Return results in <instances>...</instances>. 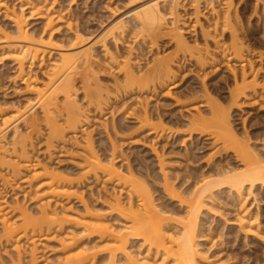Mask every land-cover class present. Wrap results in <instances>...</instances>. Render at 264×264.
Segmentation results:
<instances>
[{
    "label": "bare ground",
    "instance_id": "obj_1",
    "mask_svg": "<svg viewBox=\"0 0 264 264\" xmlns=\"http://www.w3.org/2000/svg\"><path fill=\"white\" fill-rule=\"evenodd\" d=\"M202 1L204 3L210 2L207 4H213L214 0H149L129 9L107 28L92 45L75 51H68L59 47L58 41L53 34L54 18L50 12L52 11L50 6L46 3L48 2L47 0H38L34 5L30 3V5L28 4L29 6L20 7L19 10H11L12 12L9 16L14 22V27L10 29V32L0 29L2 38H4L0 50H3L4 54L1 53L2 51L0 53L17 63L19 76L23 77L27 62L32 64L33 61L42 60L43 64L46 56L49 58L55 57L47 67L46 78L42 79L37 75L27 77L25 75L23 77L24 82H26L27 92L31 93L32 98L18 103L15 107H10L11 109L5 108V106L3 107L0 104V169L5 172V174H0L1 187L5 188L9 183L8 179L14 176L16 178V175L28 172L31 167L35 168L32 179L42 178L43 185L46 186V191L41 195L46 196V198L36 204L37 210L34 211L24 204H19L18 201L11 205L6 199L2 198V200L0 198V212L3 211L5 213H0L1 215L4 214L1 221L0 243L4 241L12 244L14 240L15 244L13 246L16 248L14 249L20 251L19 240L27 239L32 244L30 263L28 264L38 263L36 256L37 243L47 238L48 236L46 235L52 231H60L59 234H61V231L65 229V225L69 223H73L76 227H81L82 232L76 234L74 230H65L66 232L64 231L61 234L60 244L64 250V255L58 260L57 264H96L99 259L102 260L99 264H116L118 261L120 264H162L164 261L167 264H222L217 257L218 255L216 253L214 255L210 247H204L203 242L207 241L209 234L207 231L210 232L211 230L210 228H205L206 215L212 216L216 214L217 207L220 205L219 202L223 199L229 201L232 208H239L235 215L236 226L244 234L245 238L253 236L262 244L264 243V229L260 226L259 213L258 211L257 213L251 212L249 205L246 203L256 190L258 192L264 190V138L263 143L260 144L261 148L259 145H255L256 143H252V145L251 138L248 137L245 127L243 129L246 136L239 133L236 128L238 124H235L236 118L234 119V116H238L240 119L244 116L241 117V114L236 112L243 111L244 106L261 105L259 109L264 110V92L260 93L264 89V83L260 82L263 86L261 87L260 85L259 87L258 84L260 83L256 80L257 75L259 76L258 73L264 69V66L260 65L257 67L253 65L257 60L261 63L264 59V52L261 51L263 50L262 48L261 50L253 48V45L248 43L250 40H245L251 32L245 29L244 26L246 25L242 24V18L238 14L239 11H236L238 6H233V0L224 2L225 10L222 9V14L218 13L217 9V11L214 9L218 14L215 13L210 23L205 20L207 25H201L202 22H200V4ZM43 2L45 4L40 6ZM182 2H190L194 7L193 17L195 19H193L195 21L193 22L192 20L194 24L192 22L190 24L195 27L197 26L196 24L198 26L201 25L199 26V33H201L200 35H202L204 41L203 44L201 43L202 45L200 43L199 45L198 43L191 45L185 36L184 30L187 31L188 25L177 15ZM28 7L30 14L37 15V18L44 19L46 17L47 25L41 34L30 32L25 24L26 15L24 10ZM9 8L7 9L9 10ZM213 8L215 7L212 6ZM206 19H209V17ZM168 20H171V24ZM184 24L187 26L186 28ZM68 25L71 29L70 31H72L71 24ZM11 33H15L16 36L12 37ZM227 33L229 34V39L225 41L223 35L225 36ZM130 34H135L133 35L134 38L139 34L149 48H153L158 43L159 37L169 35L170 40H173L176 44L174 46H177V52L175 50L173 53L168 52L163 55H160L159 52L155 53V55L152 54L151 59H147V62L145 61V67H142L143 65H139V56L133 57L131 48L125 53H119L108 45L109 41H114L115 45L116 41ZM73 35L75 44H80L85 40V34L80 29H77ZM218 36L222 37L224 41L219 39ZM96 47L101 48L105 59L108 60V65L110 64L109 66L112 68L115 67L118 75L120 73V77L115 78V80L112 79L114 80L113 90L118 95L132 94L133 97L136 95L134 93L137 92L138 97L148 93V95L142 96V99H144L141 101L137 98L138 104H140V108H138L141 113L139 114V110L134 109V111L138 112V115H136L137 112L135 111L137 119H134L137 120L135 122H138L140 130L149 128L148 134L154 135L152 137L149 136L152 140L158 139L160 133L166 129L163 127L165 126L163 122L161 120H157V122L153 114L148 111L149 108H147L148 104L145 102V97L149 96L151 92L155 93V90L160 89L164 84L167 85L174 77L177 67L180 69L182 63H179L181 59L178 61L180 52L182 60L189 56L188 58L196 66H199L200 70L206 68L205 65L209 66L207 64H217L220 59L230 63L234 62V66L233 64L226 65L230 69L228 71H231L234 81V85L232 84L233 88L230 90V87H228L230 90L229 97L224 99L212 97L211 90L209 91L206 83H203L201 85L202 89L198 90L202 91V95L198 96L200 94L198 91L194 94L201 101L199 107H202V109L207 107L208 111L206 114L209 115L210 113V115L203 114V112L199 111L201 108H198L197 114L195 112L196 116L192 114V119L188 120L191 130L188 125L187 128L190 132L188 133L190 135L189 138H192L195 133L201 136L204 135L208 139L211 138L210 142L213 141V143L218 144H213L217 147L215 148L216 152L217 150H224L226 153H232L235 163L230 164L233 161L232 158L230 162L226 160L228 163L225 162V164L218 160L210 164V161L212 162L210 160L207 162L208 164L206 163L207 168L203 166L204 169H202L203 167L201 168L198 165L202 170H199V167H195L196 170L193 168L194 171H190L191 174L186 172L187 175L183 171L178 172V174L182 172L181 174L184 176V179H181L184 181L181 182L182 186L185 184L180 192L170 182L172 172L170 171L171 174L167 175L168 172L166 171L167 174H163L164 184L162 191L163 193H168L167 198L170 195L172 201L170 200V203L163 201V204H157L147 182L136 175L137 169L128 162L129 158L127 156H123L128 154L117 150L119 145L118 142L114 143L116 142L113 139L114 135H118L121 132H119V130H122L121 125H123V128L125 127L123 122L121 125H116L113 120L112 129L110 128L114 132V134L112 132L113 138L109 135L108 125L105 126L110 136V144L108 142L105 144L106 146L103 145L105 146L104 150L102 149L103 146H100L104 152L99 153L101 149H97L99 146L96 147L95 140L91 137L90 132L86 133L82 142L78 141V143L73 144L80 151V159L83 164L81 166L82 174L81 176L79 175V179L76 178L77 182H75L76 179L73 180V178L66 176L64 173L58 172V170L48 164H41L40 161L35 162V157L30 156L29 148L32 145L31 136L33 133L36 134L34 136H37V133H40L45 128L47 131L45 132V139L49 149L50 146H55L56 143L65 141V136L69 132L86 131L85 126L89 123L90 115L76 97L78 83H81L85 90L87 109L94 107V110H99L100 114L102 106L111 98L110 92H113L112 88V91L106 89L108 88L107 84H101L96 75L89 73L91 67L98 64L97 58L99 54ZM236 62L239 63L238 66L235 65ZM177 64L180 66H177ZM77 74L80 76L79 82L77 81ZM202 74L201 78L204 80L202 81L205 82V75L209 74V72ZM251 74L253 77L249 79ZM258 89H260V92H258ZM197 99L194 98L196 101ZM242 99H249L248 101L245 100L248 103L242 101ZM233 113L235 114L233 115ZM243 119L244 121H242ZM242 120L243 124H245L247 118L243 117ZM155 135L158 136L155 137ZM163 136L164 134L160 137L163 138ZM258 138L260 139L259 136ZM154 146L152 151H154V156L158 160V168L162 174L163 169L165 170L163 168L165 167V159H162L164 155L159 154L160 151ZM213 152L215 153V151ZM120 156H123L122 159L119 158ZM210 158H212V155ZM119 160L123 161L117 165ZM184 169L188 168L185 167ZM176 171L179 170L177 169ZM88 175L90 179L94 178L95 181L99 180L102 175L104 183L114 182L115 184L113 185L115 187L118 186V188L121 185L119 192L114 190L115 187L111 188V191L103 188L104 195L101 198L104 199L102 203L107 207V213H102L100 210L99 212L98 209L89 206L88 203L84 202L83 196H78L83 203L82 211L74 210L73 207L65 209L61 202L58 204L54 201L55 197L65 196L70 198L72 195L81 194L83 191L78 192L82 188L83 180L81 179L84 177L89 178ZM99 194L101 195L102 193ZM53 201L55 202L54 205ZM173 203L176 205H173ZM236 209H233V211H236ZM176 210L180 212L181 217L174 223L172 222L173 217H171V214L172 212L174 214ZM218 210L220 209L218 208ZM114 222H121L122 225H115ZM81 233L82 236L86 235L87 239L98 238L97 242L103 244L101 245L102 250L107 252L105 259L103 258L104 255L99 253V250L88 246L81 247L79 242L81 237L77 238ZM132 240H137V250H132L134 246ZM215 245L217 243L213 241L211 246ZM159 258H162L160 262ZM14 264L24 263L19 257Z\"/></svg>",
    "mask_w": 264,
    "mask_h": 264
},
{
    "label": "rangeland",
    "instance_id": "obj_2",
    "mask_svg": "<svg viewBox=\"0 0 264 264\" xmlns=\"http://www.w3.org/2000/svg\"><path fill=\"white\" fill-rule=\"evenodd\" d=\"M37 1L38 0H0V29H2L5 32H10V29L14 27V22L11 20V17L9 16L11 12L14 9L19 10L20 7L23 8V6L25 7L29 6L30 3L34 5L35 3H37ZM47 1L48 2L46 3L50 6V9L52 10L50 12L52 17L54 18L53 34L55 39L58 41L59 47L66 49L68 51H75L92 45L95 42V40L105 32L107 28H109L129 9L139 4L145 3L149 0H47ZM225 1L226 0L224 1L214 0L212 2L213 4H207L210 2L204 3L202 1L200 4L201 7L200 22H202V24L201 23L199 24L207 25L205 23H207L208 21L210 23V21L214 18L215 13L218 12L222 14L223 13L222 9L225 10L224 8ZM232 3L234 7L235 5L238 6L236 7L237 10L236 8L234 9L236 11H239V13L238 12L237 13L242 18V24L246 25L244 26L245 29H248L249 32H251V34L247 36L245 40L247 41L250 40L248 43L252 44L253 48L259 50H261L262 48L263 50L261 51L264 52V35L262 36V33L264 34L263 32L264 0H233ZM43 4L45 3L44 2L41 3L40 6H43ZM6 6H8L7 8L10 7L9 10L6 8ZM212 6L215 8L212 9ZM193 8L194 7L190 2H182L181 5L179 6L177 15L179 16V18L185 21L186 25H188L187 27L184 24L185 28L187 27V31L184 30V33L187 39L189 40V43L191 45H195L196 43H198L199 45V43L203 44L204 41L202 35H200L201 33H199L200 32L199 26L201 25L198 26V24H196L197 25L196 27L194 25L191 26V24L195 21L194 20L195 18L193 17L194 16ZM214 9L215 10L217 9L218 11L216 10L217 12H215ZM28 10L29 7L24 10V13L26 15L25 17L26 20L25 18L24 20H25V24L27 25V28L30 30V32L41 34L47 25L46 17L44 19L37 18V15L34 16L30 14V10L29 11ZM206 16L209 17L210 20L206 19L207 18ZM205 20H207V22ZM248 21H250L251 24L250 22L248 23ZM168 22L171 24V20H168ZM68 24H71L70 26L72 28V31H70L71 29L69 28ZM77 29H80L85 34L84 37L85 40L80 44H75V41L73 40L74 38L73 34ZM10 35L12 37L16 36L15 33H11ZM133 35L135 34L132 35L130 34L129 36L125 35L123 39L116 41L115 43V45L117 44L116 46L113 43L114 41L113 42L109 41L108 45L113 47V50L115 49L114 51L117 50L119 53H125L127 50H129V48H131L133 51V57H136V55L139 56V60H140L139 65L141 66L143 65L142 67H145L147 59H151L152 54L155 55V53L159 52L160 55H163L168 52L173 53L175 52V50L177 52V46L176 47L174 46L175 42L173 40L172 41L170 40L169 35H163L162 37H159L158 43H156L153 48H149L147 43L143 42L139 34L136 38H134ZM223 37L224 40L226 41L229 39V34L227 33L225 36L223 35ZM218 38L222 40V37L220 38L218 36ZM3 41L4 38H2V34L0 32V46L3 43ZM96 48H97V53L99 54L97 58L98 64L92 66L89 73L91 75H96L99 81L101 82V84L103 85L107 84L108 88L106 89L111 90L112 88L113 90L114 86L112 85H114L113 84L114 80L115 78L120 77V73L118 75L117 69H115V67L112 68L111 66H109L110 64L108 65L107 63L108 60L105 59L103 53L101 52V48L99 47ZM0 52L3 53L4 51L0 50ZM1 53H0L1 55L0 56L1 58L0 59V104H2L3 107L5 106V108L8 107V109H11L12 107L17 106L18 103L25 102L26 99L33 97L31 96V93L27 92L28 90L26 89V82H24L25 80H23V77L25 75L26 77L31 75L32 76L37 75L39 78L42 79L46 78L45 76L47 75V67L51 63V60L54 59L55 57L49 58L48 56H46L43 60L44 61L43 64L41 62L42 60L33 61L32 64L30 62H27V64L25 65L26 68L24 75L23 77L22 76L20 77L17 63L12 59H10L8 56L6 57L5 55H3L4 53L3 54ZM179 54L180 56L178 58V61L179 59H181L179 63L181 62L182 63L181 66L177 64V66H180V69L179 67H177L176 69L177 72H175L174 77L169 81L170 84L168 82L167 85L164 84V86L163 87L161 86L160 89L157 87L158 89L155 90L156 91L155 93L151 92L150 94L151 96L149 95L145 97L146 99L145 102L148 104L147 108H149L148 111H150V113L153 114L156 121L161 120L163 122V125H165V126L162 125L164 129H166L164 132H161L164 134L163 138L160 137L163 135L160 133L159 135L160 139L158 138L159 140L157 138L154 139L158 135H155V137L153 138L154 140L150 139V137L154 135L152 134L151 136L150 134H148L149 128L140 130L138 128L139 127L138 122H135L137 121L134 119V118L137 119V116H135V111L136 110L138 111L140 108V104H138V100L139 101L143 100L144 98L142 99V96L145 94L148 95V93H144L142 96L137 97V92H136L134 93L136 95L133 94L134 96L132 97V94H127L125 96H123L122 94L118 95L113 90V92H110L111 98L107 101L106 104L102 106V109L100 110L101 112L99 114L98 112L99 110L95 111L94 107H90L89 109H87L88 108L86 106L87 97L85 96V90L82 87V84L78 83L76 97L79 100V103L84 108H86L87 113L90 115L89 123L88 125L86 124L85 126L86 131H82V132L78 131V133L69 132L66 134L67 136H65L66 138L65 141L60 142L58 144L56 143L55 146L52 145L50 146L49 149L47 147L46 139H45L46 138L45 132H47L45 128L42 129L40 133H37L35 131V133H37V136H34L36 135L34 133L31 136L32 145H30L29 147L30 156L35 157L36 159L35 162L40 161L41 164H48L51 167L58 170V172L64 173L66 176L73 178V180L78 177L80 178L82 174L81 166H83V164L80 159V151L78 150V148H76V145L73 144H76V142L78 143V141L82 142L84 137L86 136V133L88 134L90 132L91 137L95 140L93 141L95 142L96 147L99 146L97 147V149H101L100 146H103L108 142L110 144L109 135H111L112 137L114 134L113 130H111L112 120L115 122L116 125H121L123 122L125 128H123V125H121L122 130H119V132L120 131L121 132L118 133L120 137H118V135L116 134L114 136L115 137L117 136V138L112 137L114 141H116L114 143L116 144L118 142L119 146L118 145L117 146L119 147V149L117 150L119 151L121 150L122 152H124V154H128L123 156H127L129 158V159L127 158L128 162H130L131 165L134 166L135 169H137L136 175L147 182L153 194V198L155 199V202L157 204L159 203L163 204L164 203L163 201L166 202L168 201L167 203H170L172 201L170 195L169 198H167L168 193L166 194L163 193L162 191L163 190L162 187L164 184L163 174H165L166 171L168 172V174L166 173L167 175L171 174L172 172V175H170V182H172V184L175 185V189L178 192H180V190L183 189V186L185 184L182 186L181 182H184L182 181L184 179L183 178L184 176L183 174H181L182 172L179 173L182 176H180L178 172L183 171L185 175H187L186 172H189V174H191L190 171L192 172L193 168L195 169V167H199V170L203 166L207 168L206 163L210 160H212V162L210 161V164L214 163L213 161H217V160L222 161L223 164H225V162H227L226 160L230 162L233 159L232 163L230 164H234L235 161L233 158L234 157L233 154L230 152L226 153L224 150L223 151L217 150L216 152L215 148H217L216 145L218 144L213 143V141L210 142L212 140L211 138L208 139L206 136L203 135L205 137L204 138L203 136L195 133L193 134L192 138L190 137L191 138L190 140L189 138L190 135L188 134L190 132L187 128V125L188 127L190 126L188 120H191L192 119L191 117L196 116L195 112L197 114L198 108L199 109L201 108L199 111L203 112V114H206L208 111L207 107L205 108L203 107V109L202 107H199L201 101L197 97V95L195 96L196 94L195 92L202 89L201 85H203V83H206V87L209 89V91L211 90V93L213 94V96L211 94L212 97L215 98L218 97V99L219 98L224 99L226 97H229V91L231 90V88H233L234 81H233L232 73H230L231 71L230 72L228 71L230 69H228L226 65L233 64L234 66V62L230 63L220 59V61H218L217 64L211 63V65L207 64L209 66L205 65L206 67L204 68L205 70L202 68L203 70L201 69L202 70L201 71L199 66H196L195 63H193L192 60L188 58L189 56L185 58L186 60L185 61L182 60L183 58L181 57L182 55L181 52ZM188 61H190L192 64ZM263 61L264 59L261 61V63ZM225 62H227L228 64ZM261 63H259V60H257V62L253 63V65L257 67L260 65L264 66L263 65L264 62L262 64ZM235 65L238 66L239 63L236 62ZM207 68H209L210 70ZM225 68L227 71L225 70ZM207 72H209V74L205 75L206 79L205 82H203L204 80L203 78H201L203 75L202 73L206 74ZM260 72L258 73L259 76L257 75L256 80L259 83L262 82L263 84L264 69ZM76 77H77V81L79 82L80 81L79 74H77ZM251 77H253L252 74L249 77V79H251ZM91 78L90 80L92 81ZM258 85L260 87L261 83ZM263 85H261V87ZM228 87H230V90ZM193 89L195 90L191 91ZM258 90H259L258 92H260V89ZM263 92L264 89L260 93ZM198 93H200L198 94V96L202 95L201 94L202 91H198ZM194 98L196 99L198 98L197 101L194 100ZM245 100L248 101L249 99H245ZM245 100L242 99V101ZM145 102L143 101L144 106H145ZM252 106L253 105H251V107L250 105L244 106L243 111H240L241 113L239 111H236L237 114L238 113L241 114V117L244 115L243 117L245 119L247 118L245 124H243L242 122L244 121V119L242 120L243 117L240 119L238 116H234V119L236 118L235 124H238L236 125V128L239 131V133L246 136V134H244L245 131L243 129L245 127L248 137L251 138L250 140L251 144L256 143L255 145L260 146V144L263 143L262 141L264 138L262 137L264 136V118H263L264 110L259 109V106L261 107V105L258 106L256 105L257 107L254 105L255 107L253 106V108ZM134 109L136 110L134 111ZM140 113L141 112L139 110V114ZM235 113H233V115ZM192 114L194 115L192 116ZM136 115H138V112L136 113ZM155 116L156 117L158 116L157 118H161V119H157ZM107 125L109 127L107 128L109 129L110 132L109 135L107 131L108 129L105 128V126ZM198 135L199 137H197ZM258 136L260 137V139L258 138ZM201 138L203 139L201 140ZM153 141H155L156 143ZM163 141H166L167 143ZM190 142L192 145L190 144ZM105 146H103L102 149L105 148ZM107 146L109 147V145ZM153 146L156 149H158L160 152L156 149L153 150H156L157 152H159V154L161 153L162 155H164L163 158L161 157L163 160L165 159L164 160L165 167H163L165 168V170L163 169L162 174L160 173L159 171L160 169L158 168L159 167V164H157L158 160H156L157 158L156 156H154L155 155L154 151H152ZM102 149L100 150L99 153H101L104 150ZM212 151H215V153L214 152L212 153ZM210 154L212 155V158H210L211 157ZM123 156H120L119 158L122 159ZM125 159L124 161H126ZM122 161L119 160V162H117L118 163L117 165L122 163ZM215 163H219V162H215ZM198 165H200L201 168ZM180 166L182 167L181 170H180L181 168ZM185 167L188 169H184ZM204 167L202 169H204ZM174 169L176 170L178 169L179 171H176ZM34 170L35 168L31 167L28 170V172H24L23 174H20L18 176L16 175V178L15 176L10 179H8L7 177V179L9 180L8 185L5 188H2L0 184V198L6 199L11 205L12 203L18 201L19 204H24L26 207H29L30 210L31 209L33 211L37 210L36 204H39L40 203L39 201L46 198V196L44 195L41 196L42 193L46 191L45 190L46 186L43 185L42 178L32 179L33 176L32 174L33 172H35ZM3 173L5 174L4 170L0 169V174ZM90 176H92V174H90ZM90 176L88 175L89 178L86 177L87 179L84 177L85 180L84 178L81 179L83 180L81 185L82 188L78 192L83 191L81 193L82 195L79 193V195H72L70 198H67L65 196L55 197L54 201H56L58 204L61 202L65 209H69V207H73L74 210L82 211L83 203L81 201V198L78 196H83L84 202L88 203L89 206L93 207L94 209H98V211L100 210L102 213H107L108 211L107 207L102 203L104 199L101 198V196L104 195L103 188L105 189L107 188L109 191H111L112 190L111 188L115 187L113 185L115 183L114 182L104 183V180L102 179V175L101 176L99 175L100 179L97 181H95L94 178L90 179ZM75 182H77V179ZM178 186L181 187L179 188ZM119 188L121 189V185ZM119 188L117 186L114 188V190H116V192L117 191L119 192L120 191ZM92 190H93V195H92ZM98 192L102 194L100 195ZM39 194L40 196L38 197ZM99 195L100 197H98ZM54 201H53V205L55 203ZM246 203L247 205H249L250 207L249 209L251 212L257 213L258 211L260 216L259 217L260 226L262 227V229H264V190L259 192L258 190H256L255 193L248 198ZM219 204L220 205H218L219 207H217L216 214L213 213L215 216L214 215L212 216L206 215L207 217L205 216L206 217L205 219H207L206 220L207 222H205V228L206 229L210 228L211 230L210 232L207 231V233H209L208 239H206L207 240L206 242H203V246L206 248L210 247L211 252L213 254L216 253V255H218L217 257L218 259H220L222 264H264V243L262 244V242L258 241L253 236H248L245 238L244 234L240 232V230L236 226L237 222L235 220V215L237 210H239V208L238 209H236L237 207L232 208L231 203H229V201H227L226 199L221 200ZM173 205L176 204L173 203ZM170 207L168 208L174 210L173 208ZM218 208L220 210H218ZM233 209H236V211H233ZM0 213L2 214L4 212L2 211ZM1 214H0V231L2 226L1 225L2 216L5 213L3 215ZM171 217L174 218V219L172 218V222L175 223L178 219H180L181 214L179 211L176 210L174 214L172 212ZM114 223L115 225H122L121 222L119 223L114 222ZM80 229L81 227L78 226L76 227L75 225H73V223H69L65 225V229H63V231L61 232L64 233L65 230L66 231L74 230L75 233L77 234L78 232L79 233L82 232V229L81 230ZM59 232L60 231L57 232L52 231L51 233L46 235L48 236L47 238H44L40 240L39 243H37L36 245L37 246L36 256L38 258L37 264H57L58 260L63 257L64 250L62 249V246L60 244V239H61L60 237L62 233L59 234ZM79 237H81L79 241L81 243L80 244L81 247L83 246L93 247L95 250H99V253L101 255H104L103 257L104 259L106 258L107 252H104L102 250L101 245L103 244L97 242L98 238L93 237L87 239V236L86 235L82 236V233L81 235H78L77 238ZM213 241H215L217 245L211 246ZM13 242L14 243L12 244L11 242L6 243L4 241L0 243V264H14V262H17L19 257H21V261H23L24 264L30 263L32 244L29 243L27 239L26 240L20 239L19 240L20 251H17L15 250L16 249L15 246H13V244H15V241L13 240ZM133 242H134L133 243L134 246L132 250H137L138 247L137 240ZM160 260H162V258H159V262ZM100 261L102 260L100 259L97 260L96 264H99ZM164 262H162V264H167V262L166 263ZM116 264H120V262L118 261Z\"/></svg>",
    "mask_w": 264,
    "mask_h": 264
}]
</instances>
